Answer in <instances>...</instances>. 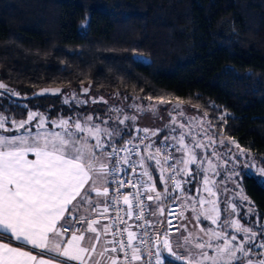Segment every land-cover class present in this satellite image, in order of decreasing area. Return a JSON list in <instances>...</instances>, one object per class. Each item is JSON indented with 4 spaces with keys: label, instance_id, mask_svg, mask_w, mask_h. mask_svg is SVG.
<instances>
[{
    "label": "snow or ice",
    "instance_id": "snow-or-ice-1",
    "mask_svg": "<svg viewBox=\"0 0 264 264\" xmlns=\"http://www.w3.org/2000/svg\"><path fill=\"white\" fill-rule=\"evenodd\" d=\"M0 89L9 91L2 82ZM83 91L86 94L88 89ZM45 94L62 93L60 89L38 93ZM90 99L107 103L103 98ZM73 100L77 107L88 103L74 95L63 103ZM169 104L163 98L153 103L148 97L147 105L136 104V115L114 106L104 118L69 115L52 120L31 109L19 121L0 115V264H52L43 258L45 252L79 264H168L165 251L180 264H264V225L240 222L239 209L244 205L229 198L227 187L223 191L228 195L220 206L216 185L222 181L212 183L209 171L217 176L221 173L211 160L205 168V157L196 152L201 148L207 152L212 146V154L227 164L245 155L237 142L233 141L239 152L232 153L219 141V148L229 154L225 158L217 150L211 124L200 131L191 126L197 121L203 124L206 117H187L179 101L171 105L176 115L170 113L169 135L163 140L152 139L160 135L159 129L136 128L135 136L124 130L135 124L138 114L151 112L155 117L161 106ZM178 116L185 121L178 123ZM218 119L226 123L227 114ZM125 135L130 138L118 146ZM200 135L208 137L207 143L199 140ZM172 149L183 155L176 157ZM151 160L159 168L162 192L153 182L147 163ZM252 167L248 164V170ZM170 180L175 181L171 187ZM194 184L197 195L184 187ZM126 186L135 191L123 195ZM201 186L206 195L200 194ZM121 195L127 207L121 206ZM175 207L179 213L173 212ZM189 210L191 216H185ZM112 212L115 215L110 216ZM253 215L249 204L243 216L250 220ZM101 219L110 222L101 224ZM130 220L135 223L129 224ZM206 221L211 224L201 226Z\"/></svg>",
    "mask_w": 264,
    "mask_h": 264
},
{
    "label": "trees",
    "instance_id": "trees-1",
    "mask_svg": "<svg viewBox=\"0 0 264 264\" xmlns=\"http://www.w3.org/2000/svg\"><path fill=\"white\" fill-rule=\"evenodd\" d=\"M0 82V115L17 121L85 114L71 93L179 101L264 168V0H0ZM41 88L62 94L26 98ZM243 183L263 221L264 186Z\"/></svg>",
    "mask_w": 264,
    "mask_h": 264
},
{
    "label": "rangeland",
    "instance_id": "rangeland-1",
    "mask_svg": "<svg viewBox=\"0 0 264 264\" xmlns=\"http://www.w3.org/2000/svg\"><path fill=\"white\" fill-rule=\"evenodd\" d=\"M73 95L75 97H77L74 93H71L68 96H66L64 99L68 98V99L72 100ZM90 98H95L97 101H99L100 98H103V100L107 101V103H104V102L93 103L92 99H90ZM79 100H88V103L86 105L82 106V107H85L87 109L85 114H83L82 112H79V114H78V116L81 118L88 116V115H92L94 117L100 116L101 118H104V114L109 110V108H112L114 106L124 108L126 113L130 116L136 115V113L134 111L136 104H140L141 102L143 104L146 103L145 105L148 104L147 101L137 102V101H128L125 99H122L121 101L113 100L110 97H108V95L94 94V93H90V94H87L86 96L79 97ZM73 102H75V100H73ZM99 108L101 110H99ZM182 110L186 114L187 117H201L197 111H190V110H187L185 108H182ZM170 113H171V107H170V110H169V108H166L162 111H159L158 115H156L155 117L153 116V114L151 112H149L147 114L140 113L137 116V120L135 121V124L132 125V127L126 128L124 130L130 131L131 133H136V131H135L136 128H139V129L147 128L150 130L159 129V130H161L160 135L158 136V137H160L158 140V142H159L160 140H163L165 136L169 135V128L166 127V125H170V121H171ZM171 114L176 115V113H171ZM113 115H115V113H113ZM55 119H57V118H55ZM55 119H52V120H55ZM183 121H185V117H179L178 116V123L183 122ZM128 123L132 124L131 121H129ZM207 125L208 124L206 121H204L203 124H201L199 121H197L194 124H191L194 131H200V129L202 127H205ZM6 126H10V124L6 123ZM186 130H187V128H185V131ZM139 135L142 136V135H144V133L140 132ZM158 137H153L152 139L156 140V139H158ZM215 139L217 140V145H216L217 150L221 151V154L225 158H227V156L229 154L227 152V149L221 150L219 148V141L220 140H223L227 144V148H230L232 153H238L239 152V149H237L235 147V144L233 143V141L236 142L235 139L217 137L216 135H215ZM199 140L202 141L203 143H207L208 137L200 135ZM187 143L190 144L191 141L189 140V141H187ZM211 147L212 146H209V149L207 152H205V150L203 148L196 149V152L198 155H202L205 157V159L203 161L205 168L209 167L208 161L211 160L212 165L216 166L215 170H218L221 173L220 176H217V175H213V170L209 171V176H210V180L212 183H215L216 181H222V183H219L216 185V187L220 189V192H219V200L221 201L220 206L223 207V200H224L225 196L228 195V193H225L223 191V189L225 187H227L231 192V195L229 198L230 199H236L237 203H242L244 205V208L239 209V211L241 213V215L239 217L240 222L241 223H253V224L258 223L260 225H264V220L260 221L257 218L256 212H255L254 207H253L252 200L246 195L245 190H244V183H243V173H244V175H247V176L253 175L257 179L258 183L264 186V168H262L260 163L256 159H254L253 155L246 150H244L245 155L240 156L239 160L229 159L228 163L225 164L224 159H219L212 154ZM152 151L155 152V148H153ZM172 151L176 155V157H181L183 155V153L178 152L175 149H172ZM153 161L155 164V160H153ZM248 164L253 165L251 170H248ZM181 167H183V165H181ZM188 167L194 169L195 165H188ZM156 169L159 172V168L157 166H156ZM233 169H235V173H233V171H232ZM233 175H235V179L231 178ZM159 176H160V172H159ZM198 180H200V183L202 185V183H203L202 176L198 177ZM209 186H211V184ZM184 187L188 188L190 190V192L192 193V195H197V186L195 184L192 186L184 185ZM200 194L206 195V193H204V191H203L202 186L200 188ZM245 197L247 198L246 201L244 200ZM238 200H240V202ZM249 204L251 205V207L254 211V215L251 217L250 220L248 217L243 216V211L248 207ZM185 216H191L190 210L185 212ZM233 218L235 219L237 217L234 216ZM193 223H195V221H193ZM210 224H211L210 221H206L201 226L207 227ZM190 227H191V225H190ZM212 227H215V226H212ZM197 228H198L197 231H199V226Z\"/></svg>",
    "mask_w": 264,
    "mask_h": 264
},
{
    "label": "crops",
    "instance_id": "crops-1",
    "mask_svg": "<svg viewBox=\"0 0 264 264\" xmlns=\"http://www.w3.org/2000/svg\"><path fill=\"white\" fill-rule=\"evenodd\" d=\"M159 138H160V137H158V139H156V140H159ZM152 152H153V151H152ZM153 153H155V152H153ZM144 155L146 156L147 153L145 152ZM174 155H175V154H174ZM175 156H176V155H175ZM147 163L151 165V167H150L149 170L152 172L153 182L156 183L157 191H161V192H162V191H163V187H162L161 184L159 183V177H160V176H159V172H158V170L156 169V165L154 164V161H153V160H151V161H147ZM238 201L240 202V200H238ZM148 203H151V202L148 201ZM82 214H84L83 210H82ZM92 218H99V217H95V215L92 214ZM107 223H108V220H107V219H101V224H107ZM85 227H86V225H85ZM197 229H198V228H197ZM197 229H196V230H197ZM70 235H71V233H69V238H70ZM176 235H178V233H177ZM173 238H174V237H173ZM28 247L30 248V246H28ZM37 251H39V250H37ZM165 257L170 258V257H169V254L167 253V251L164 252V258H165ZM43 258H45V259H50V260L52 261V264H59L60 261H63L64 264H79L78 261H69L66 257H59V256H58L56 253H54V252H45Z\"/></svg>",
    "mask_w": 264,
    "mask_h": 264
},
{
    "label": "built area",
    "instance_id": "built-area-1",
    "mask_svg": "<svg viewBox=\"0 0 264 264\" xmlns=\"http://www.w3.org/2000/svg\"><path fill=\"white\" fill-rule=\"evenodd\" d=\"M129 138H125L124 140H128ZM124 140H122L120 143H119V145L118 146H123V144H124ZM134 143H139V141H134ZM121 155L123 156V155H126V153H121ZM126 167V166H125ZM126 171L129 173V174H131V169L130 168H127L126 167ZM137 171L139 172L140 171V169L138 168L137 169ZM170 171V170H169ZM121 178H123V177H121ZM169 187H171L172 185H174V183H175V181H172V180H170L169 182ZM135 191V189H133V188H130V187H128V186H126L125 188H123L122 190H121V192H122V194L123 195H126V194H129L130 192H134ZM123 195H121V197H120V199H121V206L122 207H127V206H124L123 205V203H122V201H123ZM145 203H148V201L145 199V201H144ZM173 212L174 213H179L180 212V209H179V207H175L174 209H173ZM109 215L110 216H112V215H115V213L114 212H112V213H109ZM165 218H167V213L165 214ZM110 221L108 220V223H109ZM133 223H135L134 221H129V224H133ZM172 223L174 224V225H177V221L176 220H173L172 221Z\"/></svg>",
    "mask_w": 264,
    "mask_h": 264
},
{
    "label": "water",
    "instance_id": "water-1",
    "mask_svg": "<svg viewBox=\"0 0 264 264\" xmlns=\"http://www.w3.org/2000/svg\"><path fill=\"white\" fill-rule=\"evenodd\" d=\"M45 89H60V88H41L37 91H35L34 93L28 95L26 98L28 99H32V98H37V97H41V96H46V95H51V94H45V95H38V93H40L42 90H45ZM61 90V89H60ZM58 95V94H57ZM15 99H24L22 97H17V96H14Z\"/></svg>",
    "mask_w": 264,
    "mask_h": 264
}]
</instances>
